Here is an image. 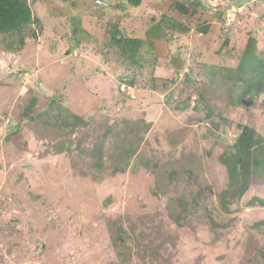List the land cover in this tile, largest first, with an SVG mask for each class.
I'll return each mask as SVG.
<instances>
[{
	"label": "rangeland",
	"instance_id": "rangeland-1",
	"mask_svg": "<svg viewBox=\"0 0 264 264\" xmlns=\"http://www.w3.org/2000/svg\"><path fill=\"white\" fill-rule=\"evenodd\" d=\"M180 1L25 0L42 21L38 36L30 26L23 45L0 40V264H264V207H247L264 199V179L254 176L226 212L219 158L238 124L264 135V94L240 103V85L212 80L209 67L236 66L250 34L264 58V0H185L188 11ZM112 23L147 41V61L131 66L115 53ZM152 74L169 88L152 89ZM53 98L94 126L148 121L127 170L97 171L76 149L82 128L69 146L48 111ZM199 187L219 227L202 212L183 226L171 219V197L190 200Z\"/></svg>",
	"mask_w": 264,
	"mask_h": 264
},
{
	"label": "trees",
	"instance_id": "trees-1",
	"mask_svg": "<svg viewBox=\"0 0 264 264\" xmlns=\"http://www.w3.org/2000/svg\"><path fill=\"white\" fill-rule=\"evenodd\" d=\"M123 1L133 7H139L143 3V0ZM177 7L183 11H188L185 0L177 2ZM41 25V19L34 14L32 8L25 0H0V40L2 36L17 35V38L13 39L14 41H11L10 45H23L27 37L25 30L33 26L31 35L37 37L38 31L36 27L41 28ZM209 28L210 25L207 23L203 27L201 26L200 30L201 32L207 33ZM107 32L115 53L121 58H125L128 65L135 66L141 64L142 61L148 60L143 58L142 55V49L147 44L144 38L122 34L118 23H112L111 28ZM258 44V38L250 34L239 63L236 66H209L215 73L211 77L212 80H217V76H223L231 83L240 85V103H242V99L245 97L257 100L261 94H264V58H260L256 54ZM149 51L151 53L155 52L152 49H149ZM190 76L191 74L189 73L186 79L193 82L194 79ZM158 80L164 81L163 89L166 90L169 88L167 80L152 74V82L150 85L152 89L158 87ZM135 82V78H132L129 81V85L135 86ZM203 99V94H200L198 102L200 103ZM190 101V96L184 99L181 102L182 107L189 104ZM198 105H194V108H198ZM48 111L54 117V123L57 122L60 128L65 131L64 133L67 134L68 138H70L67 142L69 146L71 145V141H73L72 133L77 128L84 129L85 131H81L83 135L77 139L76 149L90 158V164L97 171L105 170L111 172V174L125 172L127 170L130 160L137 152L140 142L144 139L145 132L151 126L144 119H123L122 122L118 123V126L114 123H101L100 126H94L90 121L62 105L56 98L49 100ZM44 113V111L40 113L42 123L46 121ZM210 114H214L212 110H209L208 115ZM238 127L239 132L233 144L229 145L219 157L221 163L226 167L228 177L227 187L220 193L221 205L226 212H231L237 208L236 205L240 204L243 196L250 190L254 176L264 179V135L248 123H240ZM91 135L93 138L87 144V138ZM110 136L112 139H110ZM65 143L64 146L60 147L61 151L64 148L66 149ZM191 173V171H188L186 176L190 178ZM175 175H177V172H175ZM204 194L203 189L199 187L198 191L193 194L190 200L187 194L175 198L171 197V219L177 225L183 226L193 221L196 213H208L209 207L204 203V199H206ZM254 206L264 207V199L259 196H253L247 201V207L251 208ZM204 214L212 228L220 226L210 213ZM114 245L118 253L122 254L120 248L126 246V242L121 232H118L117 237L114 238ZM262 252L264 256V249Z\"/></svg>",
	"mask_w": 264,
	"mask_h": 264
},
{
	"label": "water",
	"instance_id": "water-1",
	"mask_svg": "<svg viewBox=\"0 0 264 264\" xmlns=\"http://www.w3.org/2000/svg\"><path fill=\"white\" fill-rule=\"evenodd\" d=\"M243 102H246L245 100H243ZM250 102H252V101H250Z\"/></svg>",
	"mask_w": 264,
	"mask_h": 264
}]
</instances>
